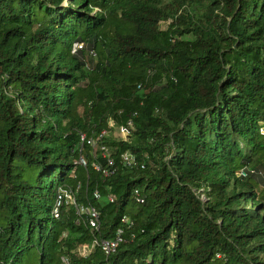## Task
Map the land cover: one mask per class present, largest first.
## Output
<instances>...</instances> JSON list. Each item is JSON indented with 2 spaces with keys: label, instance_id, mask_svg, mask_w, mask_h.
<instances>
[{
  "label": "trees",
  "instance_id": "1",
  "mask_svg": "<svg viewBox=\"0 0 264 264\" xmlns=\"http://www.w3.org/2000/svg\"><path fill=\"white\" fill-rule=\"evenodd\" d=\"M64 257L264 264V0H0V264Z\"/></svg>",
  "mask_w": 264,
  "mask_h": 264
},
{
  "label": "built area",
  "instance_id": "2",
  "mask_svg": "<svg viewBox=\"0 0 264 264\" xmlns=\"http://www.w3.org/2000/svg\"><path fill=\"white\" fill-rule=\"evenodd\" d=\"M133 129L132 127V123L128 122L126 126L120 127L118 128V134L121 136V138L123 140L127 139V136L129 134V132ZM108 135L106 134V132H102L100 135V138H107ZM84 138L82 137V140ZM92 144V143H91ZM101 149L104 151V147H101ZM124 162L127 165H132L134 164V159L132 156H130L129 154H125L122 156ZM108 161V165L110 166L112 164V161L110 159L107 160ZM98 169V168H97ZM104 176L107 175L106 170L103 171ZM239 176H245L246 174L241 171L239 174ZM94 197L97 199L98 198V194L97 192H95ZM133 198L135 200V202L142 204L143 203V199H141L139 197V193L137 190L134 191L133 193ZM110 202H113L115 200L114 196H109L108 197ZM74 204L71 195L67 192V191H61L58 193L57 196V201H56V205L55 207L58 208L60 207L62 204ZM75 207V212L76 214H86L88 217V226L91 229L94 230H98L100 227V223H99V213L97 212V210H95L92 207L89 208H84L81 205H74ZM55 208L54 213H55V217L57 216L56 212L57 209ZM126 219L123 218L122 222H125ZM121 234L122 231L119 229L116 231L115 236L113 239H108V240H94L93 242H91L90 244H84L81 247L78 248V250L76 251V254L80 257H87L91 252H93L96 248H99L105 255H110L112 253L115 252L118 244L122 241L121 238ZM62 264H69L68 259L63 258L62 259Z\"/></svg>",
  "mask_w": 264,
  "mask_h": 264
},
{
  "label": "rangeland",
  "instance_id": "3",
  "mask_svg": "<svg viewBox=\"0 0 264 264\" xmlns=\"http://www.w3.org/2000/svg\"><path fill=\"white\" fill-rule=\"evenodd\" d=\"M165 25H163L164 27ZM113 141H120L122 140L121 136L118 134V131L114 130L112 133Z\"/></svg>",
  "mask_w": 264,
  "mask_h": 264
},
{
  "label": "clouds",
  "instance_id": "4",
  "mask_svg": "<svg viewBox=\"0 0 264 264\" xmlns=\"http://www.w3.org/2000/svg\"><path fill=\"white\" fill-rule=\"evenodd\" d=\"M117 129H118V128H117ZM117 129H116V131H118ZM122 140H123V139H122ZM89 228H90V227H89ZM93 230H94V229H93ZM98 230H99V229H98ZM98 230H97V231H98ZM94 240H99V241H100V240H102V239H94ZM94 240H92L91 242H93ZM104 240H107V239H104ZM91 242H90V243H91ZM90 243H86V244H90ZM83 245H84V244H83ZM96 249H99V248H96ZM96 249H95V250H96ZM77 250H78V248L75 250V253H76ZM95 250H94V251H95ZM99 250H100V249H99ZM94 251H93V252H94ZM100 251H101V250H100ZM91 253H92V252H91ZM91 253H90V254H91ZM102 253H103V252H102ZM76 255H77V254H76ZM77 256H78V255H77ZM79 257H80V256H79ZM64 258H65V257H64ZM83 258H85V257H83ZM62 259H63V258H62ZM62 259H61V264H62ZM66 259H68V258H66ZM68 261H69V260H68Z\"/></svg>",
  "mask_w": 264,
  "mask_h": 264
}]
</instances>
